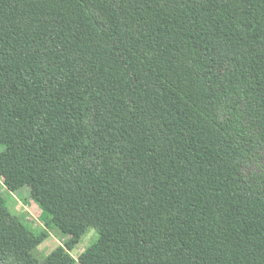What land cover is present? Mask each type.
I'll return each instance as SVG.
<instances>
[{
    "label": "trees",
    "instance_id": "obj_1",
    "mask_svg": "<svg viewBox=\"0 0 264 264\" xmlns=\"http://www.w3.org/2000/svg\"><path fill=\"white\" fill-rule=\"evenodd\" d=\"M0 172V264H264V0H0Z\"/></svg>",
    "mask_w": 264,
    "mask_h": 264
},
{
    "label": "rangeland",
    "instance_id": "obj_2",
    "mask_svg": "<svg viewBox=\"0 0 264 264\" xmlns=\"http://www.w3.org/2000/svg\"><path fill=\"white\" fill-rule=\"evenodd\" d=\"M138 49V48H137ZM0 197L6 200L10 211L23 218L27 223L36 227H44L46 214L32 199L29 188H23L16 192H10L3 183V175L0 172ZM95 232H90L71 252L75 259H78L83 251L90 245ZM66 238L59 237L56 234H51L50 237L39 247V253L42 256H47L59 247H64Z\"/></svg>",
    "mask_w": 264,
    "mask_h": 264
}]
</instances>
